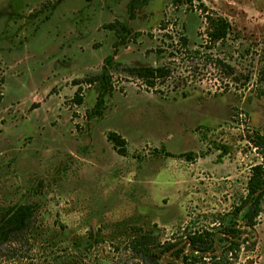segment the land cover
<instances>
[{
	"label": "rangeland",
	"instance_id": "374dc122",
	"mask_svg": "<svg viewBox=\"0 0 264 264\" xmlns=\"http://www.w3.org/2000/svg\"><path fill=\"white\" fill-rule=\"evenodd\" d=\"M128 1L0 0V209L36 208L18 264H132L133 227L165 242L221 217L245 241L236 264H264V212L253 229L246 209L233 216L251 167L264 163L248 139L264 134V0H151L132 20ZM210 18L230 24L224 41L212 43ZM125 19L139 37L119 46L117 62L169 67L153 88L165 97L113 71L97 116L101 84L82 85L76 106L75 81L103 71L117 42L104 26ZM227 244L219 235L217 254Z\"/></svg>",
	"mask_w": 264,
	"mask_h": 264
},
{
	"label": "trees",
	"instance_id": "16d2710c",
	"mask_svg": "<svg viewBox=\"0 0 264 264\" xmlns=\"http://www.w3.org/2000/svg\"><path fill=\"white\" fill-rule=\"evenodd\" d=\"M151 0H132L128 5V14L131 19L134 18L136 10H140L147 6ZM179 0H174L178 3ZM104 29L114 31L117 36V42L114 44V55L109 56L104 60L103 71L98 75H93L85 78L83 81H75V86H79L75 93L73 102L76 106H81L84 103L82 96V85L100 83L102 93L98 96L94 114L103 116L104 114V97L107 94H112L115 87L111 86V72H118L126 78L136 79L145 83L148 87V93H154L165 97L163 91L153 90L157 83H165L171 76V69L166 66H126L115 60L118 47L132 35V30L125 23L116 20L113 23L104 26ZM231 26L223 18L209 19V36L212 43L224 41L230 34ZM181 46H188V39L182 37ZM230 71L231 67H227ZM120 90H123L120 88ZM183 97H187L184 92ZM1 100V98H0ZM35 108L39 104H34ZM249 142L255 147L258 154L264 161V134L260 132L252 133L249 136ZM107 140L113 145L114 150L123 157L128 156L127 141L121 135L110 132L107 135ZM227 154V150L224 149ZM168 157L181 158L190 161L194 157V153H186L173 155L166 153ZM247 210L244 216L245 226L250 229L258 225L260 215L264 212V163L257 164L251 167L250 176L247 182V194L240 200L239 205H236L233 211V216L238 217L243 210ZM36 214V208L32 205H19L0 209V246H7L4 249L3 257L10 264H18L17 259L22 254L25 247L28 245L26 236L28 230L32 227L33 218ZM223 217L220 218V223L213 227H195L188 224L180 227L172 237L165 242H162L153 232H144L141 227H133L135 235L128 240L124 245L126 250L133 258L132 264H173L163 260L165 255H170L181 264H236L240 258V253L243 249L245 241L242 240V233L237 228V225H227L224 223ZM222 235L228 244L224 246L221 254L215 251L217 237ZM3 264V263H0Z\"/></svg>",
	"mask_w": 264,
	"mask_h": 264
},
{
	"label": "flooded vegetation",
	"instance_id": "af4514ba",
	"mask_svg": "<svg viewBox=\"0 0 264 264\" xmlns=\"http://www.w3.org/2000/svg\"><path fill=\"white\" fill-rule=\"evenodd\" d=\"M87 1H89V2H91V1H98V2H100L101 3V7L100 8H103L104 6L105 7H107L109 4H108V0H87ZM120 1H122V0H120ZM132 0H129V2L126 4L125 3V7H126V11L128 12V5L130 4V2H131ZM144 8V7H143ZM142 8V9H143ZM108 9H111V8H108ZM117 9V8H116ZM187 39H188V37H186ZM188 45L190 44V40L188 39Z\"/></svg>",
	"mask_w": 264,
	"mask_h": 264
},
{
	"label": "crops",
	"instance_id": "0c3cea01",
	"mask_svg": "<svg viewBox=\"0 0 264 264\" xmlns=\"http://www.w3.org/2000/svg\"><path fill=\"white\" fill-rule=\"evenodd\" d=\"M128 2H129V1H128ZM128 2H127V3H128ZM127 3H126V4H127ZM127 14H128V12H127ZM128 19H129V20H132V19L129 17V14H128ZM118 21H119V20H118ZM125 21H126V22H125ZM120 22H121V23H125V24L128 25V27H129V24H128V20H127V19H125V20H123V21H120ZM129 28H130V27H129ZM118 50H119V47H118ZM118 50H117V54L115 55V60H116V61H117L118 58H119ZM114 51H115V48H114ZM108 57H109V56H108ZM106 58H107V57H106ZM106 58H105V59H106ZM105 59H104V60H105ZM103 63H104V61H103ZM102 66H103V64H102Z\"/></svg>",
	"mask_w": 264,
	"mask_h": 264
}]
</instances>
